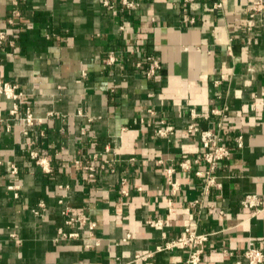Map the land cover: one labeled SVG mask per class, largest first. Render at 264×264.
<instances>
[{"label": "crops", "instance_id": "0c3cea01", "mask_svg": "<svg viewBox=\"0 0 264 264\" xmlns=\"http://www.w3.org/2000/svg\"><path fill=\"white\" fill-rule=\"evenodd\" d=\"M251 5L0 0V80L20 93L0 96V264H187L165 246L186 227L209 235L198 264L264 251V204L241 205L264 202V17ZM204 131L230 149L210 175ZM77 215L94 227L66 222Z\"/></svg>", "mask_w": 264, "mask_h": 264}, {"label": "built area", "instance_id": "2783aa9c", "mask_svg": "<svg viewBox=\"0 0 264 264\" xmlns=\"http://www.w3.org/2000/svg\"><path fill=\"white\" fill-rule=\"evenodd\" d=\"M107 3V0H105ZM126 3V1H123ZM131 5V3H127ZM252 10L260 12L264 17V6L262 0H252L251 5ZM5 39V33L0 31V44ZM112 58L108 57V61ZM148 61V75L152 76L155 74L156 70L159 68L158 61L152 57H147ZM20 93L16 91V85L9 83L7 81L0 80V96L11 98L16 100L19 98ZM16 112V105L11 111V113ZM25 124L29 127H32L38 122V119L33 115L31 111H26L24 117L22 118ZM189 132H196L197 127L190 123L187 127ZM172 132V127L170 125H165L157 129L158 135H167ZM200 142L204 151L202 154L197 157V160L205 162L208 166L206 174L210 175L217 167V164L220 160H223L230 155V149L226 143H224L218 135H214L209 131L200 132ZM241 137L236 138V145L241 146ZM32 158H35L37 163H41V159L38 157L35 151L31 153ZM182 167H188V160L185 159L181 163ZM197 173V172H196ZM209 182H213L212 176L208 178ZM264 202L255 194H247L241 200V205L246 208L256 207L263 205ZM69 224L78 223L81 225H86L89 229L94 227V222L89 221L84 215H77L75 217H70L66 220ZM155 224V223H154ZM77 232H71L69 236H76ZM209 238L208 233H199L195 228L186 227L183 231L174 239L170 240L165 244L166 247H178L185 248L188 250V256L186 259L187 264H198L200 261L202 247L204 243ZM231 264H264V251L254 244H250L247 248L240 253L239 257L235 259Z\"/></svg>", "mask_w": 264, "mask_h": 264}]
</instances>
